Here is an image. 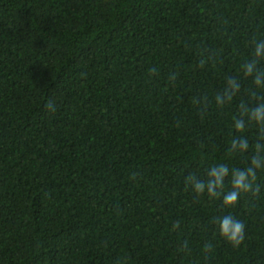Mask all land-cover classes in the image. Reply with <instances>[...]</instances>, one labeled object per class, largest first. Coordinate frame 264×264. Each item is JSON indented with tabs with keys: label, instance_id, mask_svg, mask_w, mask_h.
Masks as SVG:
<instances>
[{
	"label": "trees",
	"instance_id": "trees-1",
	"mask_svg": "<svg viewBox=\"0 0 264 264\" xmlns=\"http://www.w3.org/2000/svg\"><path fill=\"white\" fill-rule=\"evenodd\" d=\"M262 39L264 0H0V264H264V172L232 208L185 187L246 166L227 149L241 104L264 101L242 71Z\"/></svg>",
	"mask_w": 264,
	"mask_h": 264
},
{
	"label": "clouds",
	"instance_id": "clouds-1",
	"mask_svg": "<svg viewBox=\"0 0 264 264\" xmlns=\"http://www.w3.org/2000/svg\"><path fill=\"white\" fill-rule=\"evenodd\" d=\"M254 53L250 60L242 64L243 75L251 78L258 89H264V70L258 68L260 59H264V39L252 41ZM208 57H203L199 66L203 68ZM155 68L150 70L155 74ZM170 80L175 82L176 75H170ZM226 86L222 92L215 96V103L223 108L231 104L241 90L240 82L236 77H226ZM207 101V97H194L193 104L201 105ZM204 107L207 104L204 103ZM45 109L49 112L56 111V105L52 99L45 104ZM250 125H255L257 136L254 143H250L247 136L243 135ZM233 128L235 134L229 141L227 149L228 155L247 156L245 167H230L226 163H220L207 169L205 178L201 179L197 174L191 173L185 178V187L191 189L197 195L207 194L209 198H222L225 208H232L239 202L242 194L258 195L260 184L257 182L258 173L264 172V101L257 103L253 107L241 104L237 114L233 117ZM226 181L230 185L225 191ZM219 235L232 247L239 248L246 237V226L240 219L232 214L223 215L215 219ZM179 228V222L173 226ZM187 247V241L184 242ZM211 244H205L204 250L210 252Z\"/></svg>",
	"mask_w": 264,
	"mask_h": 264
}]
</instances>
